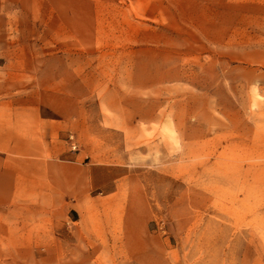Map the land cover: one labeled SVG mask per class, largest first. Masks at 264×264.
<instances>
[{
	"label": "rangeland",
	"instance_id": "obj_1",
	"mask_svg": "<svg viewBox=\"0 0 264 264\" xmlns=\"http://www.w3.org/2000/svg\"><path fill=\"white\" fill-rule=\"evenodd\" d=\"M47 64L87 197L1 150ZM0 264H264V0H0Z\"/></svg>",
	"mask_w": 264,
	"mask_h": 264
},
{
	"label": "crops",
	"instance_id": "obj_2",
	"mask_svg": "<svg viewBox=\"0 0 264 264\" xmlns=\"http://www.w3.org/2000/svg\"><path fill=\"white\" fill-rule=\"evenodd\" d=\"M45 67L44 70L52 73L49 77H43V74L38 80V84L42 86L41 95L27 96L25 105L22 106L25 109L23 114L30 117L12 120L16 127L6 133L10 136L5 140L6 142L2 141L1 150L13 151L19 157H24L28 166L41 167L40 175L43 179L48 178L55 189L63 190V193L68 191L70 195L79 198L87 197L89 180H84L81 164L60 158L66 153L63 138L75 126L80 127L84 124L85 119L79 105L82 98L69 88L81 77L76 73L75 68L66 64H47ZM18 98L9 97L10 104L20 102L21 99ZM67 103L71 104V110H77L78 117L74 116L75 112H67L65 105L64 107L61 105ZM12 107L17 108L15 104ZM21 127H26V130L17 131ZM37 175L39 173L29 176L28 180L37 181L39 179ZM70 184L74 187H69Z\"/></svg>",
	"mask_w": 264,
	"mask_h": 264
}]
</instances>
